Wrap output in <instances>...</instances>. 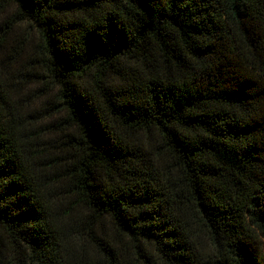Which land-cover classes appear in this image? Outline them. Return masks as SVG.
Instances as JSON below:
<instances>
[{
    "label": "trees",
    "instance_id": "obj_1",
    "mask_svg": "<svg viewBox=\"0 0 264 264\" xmlns=\"http://www.w3.org/2000/svg\"><path fill=\"white\" fill-rule=\"evenodd\" d=\"M0 264H264V0H0Z\"/></svg>",
    "mask_w": 264,
    "mask_h": 264
}]
</instances>
